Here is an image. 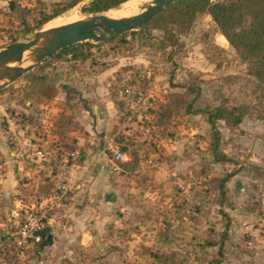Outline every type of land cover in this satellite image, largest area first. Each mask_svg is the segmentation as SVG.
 Wrapping results in <instances>:
<instances>
[{"label": "rangeland", "instance_id": "374dc122", "mask_svg": "<svg viewBox=\"0 0 264 264\" xmlns=\"http://www.w3.org/2000/svg\"><path fill=\"white\" fill-rule=\"evenodd\" d=\"M16 1L24 8L23 18L8 12L7 0H0V49L29 39L38 29L109 16L123 5L88 12L83 7L90 0L64 9L68 0ZM129 15L123 11L120 17ZM98 32V41L73 44L0 88V242L34 213L36 186L39 194L50 196L42 204L51 205L47 216L62 223L48 233V244L26 240L19 257L8 259L0 245V264H158L149 251L171 258L172 264H264V97L247 62L205 12L197 13L186 29L160 20L114 36ZM81 71L84 76L100 73V85L114 100L119 118L109 130L114 135L99 145L109 159L100 171L105 180L100 195L73 200L69 188L56 200L53 195L66 180H50L53 172L31 162L23 164L31 170L20 178L14 170L21 159L16 139L35 142L41 133L47 139L44 123L32 114L26 117L24 110L31 106L50 116L53 100L64 104V95H73L66 82L75 81ZM40 79L43 88L34 87ZM125 85L132 92L122 100ZM188 85L192 90L187 92ZM176 93L180 107L173 100ZM188 100L191 110L223 102L247 106L235 127L216 121L218 148L228 161L212 160L206 116L186 113ZM22 120L28 126L25 137ZM49 139L57 149L60 137ZM113 142L125 148L119 149V158L112 155ZM93 165L91 175L98 170ZM229 173L221 193L213 179Z\"/></svg>", "mask_w": 264, "mask_h": 264}, {"label": "trees", "instance_id": "16d2710c", "mask_svg": "<svg viewBox=\"0 0 264 264\" xmlns=\"http://www.w3.org/2000/svg\"><path fill=\"white\" fill-rule=\"evenodd\" d=\"M79 1L81 0H68L66 5H63V9L72 7ZM128 1L131 0H90L88 5L83 7V9L88 12L105 11L117 5L120 6L125 4ZM6 9L8 12L14 15L17 14L21 18L24 16L22 12L24 8L20 7L16 0H7ZM201 12H205L210 16L218 31L227 40L236 54L247 62L248 72L255 77L258 84L261 86V94L264 97V0H173L142 25H147L149 23L155 24L160 20H164L167 23H175L181 29H186L195 15ZM114 35L116 34H108V36ZM72 47H75V45H70L58 50L52 54L50 58L56 56L60 52H67ZM27 86L28 85H26L25 88L28 89ZM33 86L43 88L41 79L40 82L37 84L34 83ZM185 88L187 92L192 90L189 85ZM36 90L37 89H35V91ZM37 91L39 92V90ZM195 94L198 96V92ZM172 96L174 97L173 100L178 103L177 106L180 107L179 103L182 101L179 93L173 94ZM185 104L184 111L186 113H203L206 116V122L210 130L208 152L212 160L214 162L228 161L229 158L218 148L220 138L219 132L215 127L216 121L222 120L227 126L235 127L241 122L243 116L248 113L247 106L240 103L228 107L223 102L215 106L205 104L203 107H197L191 110V102L188 100ZM166 110H168L167 107ZM119 149L125 151L124 147ZM230 175L231 173L221 178L213 179L218 181V187H220L221 193V187L229 179ZM46 192V190L43 191L44 194H46ZM34 233L39 235V241L35 243L37 246H43L44 241L48 237H51L50 234H48L50 232L46 226ZM149 254L153 261H156L158 264H172V259L167 258L161 253L149 251ZM217 263L218 261L211 260L208 264Z\"/></svg>", "mask_w": 264, "mask_h": 264}, {"label": "crops", "instance_id": "0c3cea01", "mask_svg": "<svg viewBox=\"0 0 264 264\" xmlns=\"http://www.w3.org/2000/svg\"><path fill=\"white\" fill-rule=\"evenodd\" d=\"M75 74L76 80L67 81L66 83L72 89V94L76 98L73 95L71 97L64 95V104L60 100H53L51 104L52 108H49L52 111L50 116L44 112L37 113L36 110L31 111V106L24 110V112L26 117H28V114H32L37 122L41 121V123H44L43 128L47 133V141H50L49 138L53 135L61 139H59L57 149L55 146H53V149L49 147L50 166H45V163H43L38 164V167L41 169L51 167L53 170L51 172L53 173L49 175L50 180L59 177L65 179L68 186L72 188L70 198L73 200L81 199L83 196L91 199L93 196L97 198L98 194L100 195V189L105 187V180L100 175V171L103 169V163L109 159L106 158L104 149L100 148L99 145L102 141H109L110 136L114 135L113 133L111 135L109 130L114 128L118 122L119 115L114 100L111 99L108 92L104 91V86L100 85L99 72L93 76H84L83 71ZM40 99H42V96L35 97L33 104L38 105ZM29 101L33 100L29 99ZM66 102L70 106L64 108L63 114L65 115L61 119L59 115H61L62 106ZM53 114H56L55 117H53ZM22 121L20 132H23L25 137V128H28V126L26 120ZM52 128L57 129V131L54 132ZM24 163L26 162L20 159L14 165V170L20 178L26 176L24 174H28L31 170L29 167L24 166ZM92 165L98 170L96 174L92 173L91 175L90 169ZM55 167L62 168V172L59 170L54 171ZM85 180L88 182H85ZM47 222L46 227L49 229V232L59 229L62 225L53 216H48ZM52 245H54V242Z\"/></svg>", "mask_w": 264, "mask_h": 264}, {"label": "water", "instance_id": "95a60500", "mask_svg": "<svg viewBox=\"0 0 264 264\" xmlns=\"http://www.w3.org/2000/svg\"><path fill=\"white\" fill-rule=\"evenodd\" d=\"M172 1L151 0L141 6L140 12L125 17H108L102 13L38 29L29 39L6 45L0 49V88L29 72L60 49L87 40L98 41V31L120 34L137 29ZM24 55L28 56L27 61H23ZM48 243L49 237L44 245Z\"/></svg>", "mask_w": 264, "mask_h": 264}, {"label": "built area", "instance_id": "2783aa9c", "mask_svg": "<svg viewBox=\"0 0 264 264\" xmlns=\"http://www.w3.org/2000/svg\"><path fill=\"white\" fill-rule=\"evenodd\" d=\"M131 92V86L125 85L120 91V93L122 94L121 99H129ZM42 135H40L38 138H34L35 142L32 143L29 140H26L24 142V140L18 141V139H16L17 142L21 144V148L15 151L16 155L26 163L31 162L37 165L45 163V166H50L51 159L49 157V147L50 149H53V146L55 145L51 146V141H47V139H44ZM111 152L115 158H119L121 156V152L119 151L118 145L115 142H113ZM44 170L49 171L50 173L52 171L51 167H45ZM69 188L70 187L68 186L67 182L61 184V186L59 187V192L56 195H53V199L59 200L66 193V189ZM32 196L35 197L32 203L34 213H31V216L25 217V219L21 221V223L18 222L17 230L14 233L6 235V238L0 242V245L6 248L8 259H10L11 257H19L23 254L24 249L27 247L26 240H29L32 244L38 242L39 235L35 234L34 232L44 228L48 224L47 212L51 208V205L42 207V204L46 201H49L50 196H42L41 194H39L38 186L34 188V193L32 194ZM5 233H7V231Z\"/></svg>", "mask_w": 264, "mask_h": 264}, {"label": "bare ground", "instance_id": "6f19581e", "mask_svg": "<svg viewBox=\"0 0 264 264\" xmlns=\"http://www.w3.org/2000/svg\"><path fill=\"white\" fill-rule=\"evenodd\" d=\"M149 1H151V0H131V1H128L127 3L122 5V10L121 11L117 10L118 12H115V13L112 11L113 13L111 15H109V16L106 15V16L114 17V18L120 17L122 15L123 11H125V13L136 14V13H138V12H140L142 10L141 9V6H143L142 4H145V3L149 2ZM144 9H146V7ZM27 60H28V56L24 55L23 56V61H27Z\"/></svg>", "mask_w": 264, "mask_h": 264}]
</instances>
